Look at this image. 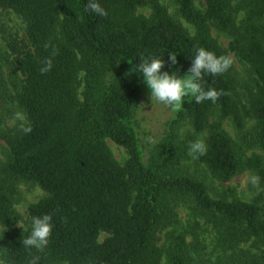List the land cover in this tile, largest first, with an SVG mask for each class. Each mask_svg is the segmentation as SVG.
<instances>
[{"label":"trees","instance_id":"16d2710c","mask_svg":"<svg viewBox=\"0 0 264 264\" xmlns=\"http://www.w3.org/2000/svg\"><path fill=\"white\" fill-rule=\"evenodd\" d=\"M88 0H0L25 23L31 51L17 64L22 76L15 94L31 132L4 135L10 159L9 179L38 185L46 196L30 205L33 216H52V231L43 250L23 246L30 228H12L16 213L8 191L0 186V247L5 264H193L184 238L158 247L157 233L172 216L170 198H190L204 215L222 226L230 249L244 241L264 243L262 209L239 200H214L206 186L177 172V157L168 136L165 149L143 161L134 119L142 79L134 64L141 55L164 59V71L188 74L195 50L203 47L222 56L210 27L231 37L228 49L248 65L257 79L245 117L257 121L264 151V0H204L200 11L192 0H176L181 17L194 35L172 19L158 0H99L104 17L85 10ZM149 4L151 18L135 11ZM243 13L242 24L236 15ZM169 53L177 57L171 65ZM50 70L41 72L48 66ZM82 77V78H81ZM204 91L215 89L216 101L197 104L194 97L177 108L170 121L190 119L195 133L210 130L206 152L198 156L220 179L237 174L242 163L220 123L209 124L213 110L220 118L240 122L228 72L203 74ZM82 91L79 98V87ZM123 147L128 160L119 165L105 140ZM245 166L264 183V165L252 157ZM216 221V222H217ZM106 234L102 242L99 236ZM220 264H264L254 254L233 253ZM2 264V263H0Z\"/></svg>","mask_w":264,"mask_h":264},{"label":"rangeland","instance_id":"374dc122","mask_svg":"<svg viewBox=\"0 0 264 264\" xmlns=\"http://www.w3.org/2000/svg\"><path fill=\"white\" fill-rule=\"evenodd\" d=\"M158 2L172 19L179 22L190 35H194V28L181 17L176 0H158ZM192 2L196 9L204 11V0H192ZM135 15L149 19L152 16V7L149 4L140 7L135 11ZM243 18V13L236 15L238 25L242 24ZM210 34L219 45L222 56L227 55L232 59V65L227 72L234 84L233 98L237 103L241 120L237 123L232 116L221 119L219 109H215L208 122L220 123L221 130L230 138L242 167L235 176L220 179L214 176L205 164L199 162L198 158L190 156L188 145L197 139L207 144L210 130L195 133L190 119L180 121L171 129L169 123L177 108L174 109L155 100L151 101L149 89L142 82L138 87L134 119L144 154L143 161L147 164L157 150L161 147L165 149L169 145L168 136L171 135L173 140L170 145L177 157L176 170L179 174L202 182L206 186L208 195L214 200H239L257 204L262 209V218H264V183L257 180L253 184L251 177L255 175L245 166V162L255 156L259 157L264 165V151L258 143L257 121L242 114V108L247 109L250 106L252 96L256 92L257 79L248 65L239 62L229 52L228 44L231 39L229 35L213 26L210 27ZM30 51L31 45L23 20L11 10L0 9V186L11 187L8 193L16 213L12 226L15 230L29 228L30 205L46 196L38 185L20 179H9L4 172L5 165L10 159V150L3 136L20 134L28 125L27 119L24 121L15 119L16 112L23 113L16 104L15 94L22 80L17 64ZM81 91L82 85L79 87V98ZM190 98L192 96L185 97L184 101ZM105 142L117 163L124 165L129 157L127 151L110 139H106ZM168 205L173 212L157 233L158 247L168 248L171 238L181 236L184 238L193 264H220L219 262L225 261L228 255L233 253L254 254L264 262V243L249 240L239 243L235 249L228 248L222 240L221 224L216 219L204 215L192 199L170 198ZM4 229L5 227L0 225V235ZM106 236L101 234L99 242H102ZM0 263L5 264L1 250Z\"/></svg>","mask_w":264,"mask_h":264},{"label":"clouds","instance_id":"9594fccd","mask_svg":"<svg viewBox=\"0 0 264 264\" xmlns=\"http://www.w3.org/2000/svg\"><path fill=\"white\" fill-rule=\"evenodd\" d=\"M85 10L101 17L107 15L99 0H88ZM139 57L140 62L134 64L135 71L131 73H135L142 79V82L149 89L151 101L155 100L174 109L181 107L184 98L188 96L194 97V102L197 104L204 100H210L214 103L218 93L215 89H208L207 91L202 89L200 84L202 75H219L226 72L232 65L230 56H217L203 47L195 50L194 57L190 59L191 66L188 68V74L183 76L179 75L177 71L171 73L164 71V59L151 55L148 57L141 55ZM169 60L171 65L175 66L177 64V57L173 53H169ZM50 67V62H48V66L42 68L41 72L50 70ZM15 119L24 121L26 117L22 112H16ZM23 131L26 133L31 132V128L24 127ZM205 152L206 144L201 139H197L188 145V154L193 158H198V156L204 155ZM257 180L258 177L256 176L251 177L253 184ZM52 227V216L48 214L31 217L29 222L30 233L23 240V246L43 250L49 243ZM33 264H35L34 261Z\"/></svg>","mask_w":264,"mask_h":264}]
</instances>
